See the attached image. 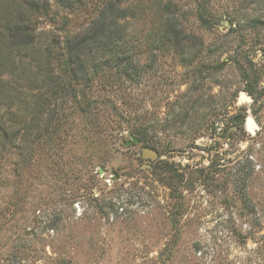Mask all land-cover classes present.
Instances as JSON below:
<instances>
[{"label": "rangeland", "instance_id": "374dc122", "mask_svg": "<svg viewBox=\"0 0 264 264\" xmlns=\"http://www.w3.org/2000/svg\"><path fill=\"white\" fill-rule=\"evenodd\" d=\"M15 1L0 0V30ZM161 1H127L143 8L129 30L139 39L137 58L146 69L126 84L128 101L122 91L99 83L88 92L116 109H103L112 139L106 138L99 151L94 148L99 153L82 170L74 159L84 155L75 143L78 137L72 141L74 132L67 142L57 139L62 127L78 121V113L67 117L59 135L38 143L46 119L32 106L45 89L29 90L8 75L10 65L3 66L0 115L20 107L18 118L6 115L20 131L19 140L0 149V264H264V0H206L209 29L197 21L200 0H173L180 5L184 29L205 41L199 53L198 45L188 48L184 55L193 58L190 63L166 48L144 47L160 23L156 3ZM82 11L72 14L59 6L58 15L68 13L69 28L76 30L94 14ZM33 22L37 37H44L49 22L41 17ZM202 62L222 65L201 74L196 71ZM245 88L253 90L252 96ZM73 105L67 101L64 111ZM173 110L180 112L177 118H188L169 127ZM247 116L256 125L252 133L244 125ZM140 125L148 127L149 145L159 151L145 169L143 144H122L129 129ZM167 164L183 176L178 200L160 175ZM250 166L246 202L255 206L252 229L251 216H245ZM177 202L182 205L173 214ZM249 230L250 238L240 243V234ZM25 243L32 248L29 257L11 256V247L17 252Z\"/></svg>", "mask_w": 264, "mask_h": 264}, {"label": "trees", "instance_id": "16d2710c", "mask_svg": "<svg viewBox=\"0 0 264 264\" xmlns=\"http://www.w3.org/2000/svg\"><path fill=\"white\" fill-rule=\"evenodd\" d=\"M127 1L16 0L9 7L11 8L10 17L1 18L0 77L4 75L3 66L10 65L11 69L8 72L10 74H7L14 79L24 81V85L28 84L29 90L32 87L37 88L39 91L45 89L39 95L41 100L36 99L34 101L35 106H32V111L38 109L40 112L45 113L46 119V125L41 127L42 132L38 134V143H42V138L49 137L54 133L59 135V132L61 134L57 136V139L67 142V137H71V133L74 132L72 141L74 142L76 136L78 137V141H75V143L78 147H82L81 151L84 154L81 155L82 157H74L75 160L81 163V170L90 163L94 154L99 153L100 145H106V138H111L112 131L106 127L107 121L103 109H106L108 105L116 109L114 103L110 104L108 100L98 101L95 98H89L88 92H94L99 83L104 86L105 90L107 88L108 90L122 91L120 96L128 101L130 95L125 94L124 91L126 84L146 69V64L139 63L137 58L139 39H134L129 30L130 20L139 18L143 8L140 5L127 3ZM199 2L197 21L201 28L209 29L212 20L205 12L206 0H200ZM156 4H158L161 20L155 28L154 37L151 41H146L148 45H144V47L147 50L158 47L166 48L173 55L179 56L181 61L190 63L193 58L188 59L184 54L192 45L200 46L197 53L202 51L206 47L204 39L202 37L197 39L193 31L184 29L179 11L180 5L177 2L164 0ZM89 5L90 8L94 7L88 10ZM59 6L69 9L70 12H73L72 14L78 13L80 9L85 10L82 12L87 17L94 14L90 16L85 26H78L76 30H70L72 18L67 16L68 13L59 16ZM4 10H6L5 6L2 8V12H6ZM1 15L2 13L0 17ZM40 17L49 22L44 37H37L35 29L32 27L33 21H37ZM212 51L215 53L216 49ZM25 57L30 58L29 62L28 59H24ZM221 63H224V61ZM221 63L211 65L202 62L201 69L196 72L201 74L204 72L207 74L213 73L220 70ZM3 81L0 79V87ZM1 88L3 89V87ZM79 89L83 91L78 96ZM244 90L252 96L253 90L251 88H245ZM44 92L47 97L43 96ZM30 96H33V94ZM46 99L50 101L47 103L48 106L44 107V100ZM69 100L74 105L71 106L72 109L64 111L63 105ZM125 103L129 105L127 102ZM8 113L11 114L13 119H16L20 115V107ZM72 113H78V121L71 120L73 122L70 127L66 125L60 129L63 123L67 124L69 122L67 117ZM179 113V111L173 110L169 114L168 119L171 120L169 121V127H176L186 121L187 115H184L183 118L179 116L180 124L176 125ZM6 115H0V138H2L0 149L1 147L4 148L5 144L9 142L19 140V128L10 125L15 121L13 119V122L8 121ZM233 122H235L234 118ZM234 125L237 126L238 124L234 123ZM11 127H14V129H11ZM65 127L68 129L65 130ZM129 131V133L140 139L143 146H150L147 126L140 125L130 128ZM62 134L65 135V138L62 137ZM109 143L111 144V140H109ZM95 147L98 151L94 150ZM103 157L105 156H101V158ZM247 158L245 160L251 162ZM253 172L254 168H251V166L245 170V216H251L249 219L250 229L254 227L255 206L246 202V197L249 195L248 183L250 184V180L248 179ZM160 175L163 183L170 189V196L178 200L181 193L177 194L176 192H178V185L183 179L182 174L167 164L163 167ZM181 205L180 202L175 204L173 214L178 213ZM32 219L35 222V218ZM33 225L36 226V223H33ZM251 232L252 230L245 232V236L240 234L241 240L239 242H246L250 238ZM34 241L39 242L36 238ZM10 251L11 256L17 257V253L20 252V258H24L29 257L32 248L25 243V245H20V251L16 252L14 247H11Z\"/></svg>", "mask_w": 264, "mask_h": 264}, {"label": "water", "instance_id": "95a60500", "mask_svg": "<svg viewBox=\"0 0 264 264\" xmlns=\"http://www.w3.org/2000/svg\"><path fill=\"white\" fill-rule=\"evenodd\" d=\"M239 120H240L239 116L234 119L235 122H238ZM245 122H246V119L244 121V124ZM232 128L234 129L235 126H232ZM128 137H129L128 139L122 141V144L124 146L140 143V139L134 134L129 133ZM141 157L145 160L154 161L159 157V151L155 147L144 145L141 147ZM149 167H151V163L148 161L143 162V164L141 165L142 169L149 168Z\"/></svg>", "mask_w": 264, "mask_h": 264}, {"label": "bare ground", "instance_id": "6f19581e", "mask_svg": "<svg viewBox=\"0 0 264 264\" xmlns=\"http://www.w3.org/2000/svg\"><path fill=\"white\" fill-rule=\"evenodd\" d=\"M245 128L248 132H253L254 129L256 128L255 123L253 122L252 118L247 116L246 122H245Z\"/></svg>", "mask_w": 264, "mask_h": 264}, {"label": "flooded vegetation", "instance_id": "af4514ba", "mask_svg": "<svg viewBox=\"0 0 264 264\" xmlns=\"http://www.w3.org/2000/svg\"><path fill=\"white\" fill-rule=\"evenodd\" d=\"M236 123V122H235ZM235 126V125H234ZM236 127V126H235ZM146 161H149V160H146Z\"/></svg>", "mask_w": 264, "mask_h": 264}]
</instances>
